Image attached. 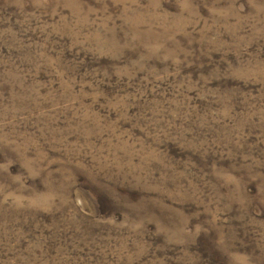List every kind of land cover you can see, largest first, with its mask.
Segmentation results:
<instances>
[{"label":"rangeland","instance_id":"obj_1","mask_svg":"<svg viewBox=\"0 0 264 264\" xmlns=\"http://www.w3.org/2000/svg\"><path fill=\"white\" fill-rule=\"evenodd\" d=\"M0 264H264V0H0Z\"/></svg>","mask_w":264,"mask_h":264}]
</instances>
